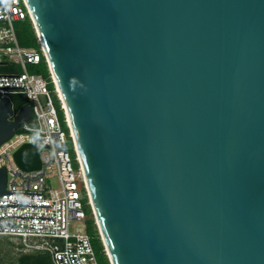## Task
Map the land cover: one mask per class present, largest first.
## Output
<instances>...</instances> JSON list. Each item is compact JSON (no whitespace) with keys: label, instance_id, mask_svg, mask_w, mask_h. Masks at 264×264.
<instances>
[{"label":"water","instance_id":"95a60500","mask_svg":"<svg viewBox=\"0 0 264 264\" xmlns=\"http://www.w3.org/2000/svg\"><path fill=\"white\" fill-rule=\"evenodd\" d=\"M26 2L109 263L264 264V0Z\"/></svg>","mask_w":264,"mask_h":264},{"label":"built area","instance_id":"2783aa9c","mask_svg":"<svg viewBox=\"0 0 264 264\" xmlns=\"http://www.w3.org/2000/svg\"><path fill=\"white\" fill-rule=\"evenodd\" d=\"M26 17L31 20L26 0H0V62L11 61L21 68L18 73H0V95L25 94L31 111L30 120L0 143V169L6 173L0 237L17 239L25 253L47 252L52 264H98L85 222L84 230L69 231L72 220L85 219L86 182L67 109L51 74L53 89L44 77L27 69L45 54L41 46L36 50L19 45L14 22ZM25 143L36 144L39 168L25 170L16 162L14 153ZM51 177L57 179V187L50 184Z\"/></svg>","mask_w":264,"mask_h":264},{"label":"trees","instance_id":"16d2710c","mask_svg":"<svg viewBox=\"0 0 264 264\" xmlns=\"http://www.w3.org/2000/svg\"><path fill=\"white\" fill-rule=\"evenodd\" d=\"M20 23L18 28L14 27L17 41L20 46L34 48L40 50V45L35 34L32 22L29 17L24 18L23 20L16 21ZM27 69L30 73L40 74L48 81V87L53 89V84L51 82L50 73L48 70L47 62L42 56L41 60L37 64H28ZM21 71L19 65L14 62L2 60L0 62V73L1 74H13ZM1 96V95H0ZM11 99L16 102V111L20 107L29 103V100L23 93H12L9 94ZM85 202L88 209L85 211V230L89 235L93 249L96 254L98 264H109L108 258L104 252L103 244L100 240L98 231L95 227V222L93 215L90 210V206L87 203V198L85 197ZM5 264H52L50 255L47 252H35V253H25L21 252L14 261H9Z\"/></svg>","mask_w":264,"mask_h":264},{"label":"rangeland","instance_id":"374dc122","mask_svg":"<svg viewBox=\"0 0 264 264\" xmlns=\"http://www.w3.org/2000/svg\"><path fill=\"white\" fill-rule=\"evenodd\" d=\"M18 26H20V23L19 22H14V27L18 28ZM64 128H65V126H64ZM70 153L73 156V153H72L71 149H70ZM72 166H73L74 169L77 168V164H76V162L74 160H72ZM50 184L52 186H54V187H57L58 186L57 179L55 177H51ZM80 191H81V193L84 194V190L82 189L81 186H80ZM82 200H83V210L86 211L88 209V207L86 205L84 196H83ZM90 210H91V213H92L91 206H90ZM93 218H94V216H93ZM94 222H95V219H94ZM95 227L97 229L96 224H95ZM79 229L84 230V221L72 220L70 222V224H69V231L70 232H75V231H77ZM97 231H98V229H97ZM99 237H100V235H99ZM100 240H101V237H100ZM103 248H104V246H103ZM21 252H23L22 249H21V244L18 243L17 239L9 238L7 236H1L0 237V264H5V263H7L9 261H14L16 259V257ZM104 252H105V250H104Z\"/></svg>","mask_w":264,"mask_h":264},{"label":"bare ground","instance_id":"6f19581e","mask_svg":"<svg viewBox=\"0 0 264 264\" xmlns=\"http://www.w3.org/2000/svg\"><path fill=\"white\" fill-rule=\"evenodd\" d=\"M53 81H54V83H55V85H56L57 90L59 91V93H60V95H61V92H60V90H59V88H58V86H57V84H56V80L53 79ZM61 97H62V95H61ZM62 98H63V97H62ZM67 114H68V113H67ZM68 118H69V116H68ZM70 126H71V125H70ZM78 157H79V160L81 161L79 154H78ZM81 164H82V163H81ZM82 169H83V168H82ZM85 182H86V181H85ZM86 188H87V193H88V195H89L87 182H86ZM105 251L107 252V249H105ZM107 254H108V253H107Z\"/></svg>","mask_w":264,"mask_h":264},{"label":"flooded vegetation","instance_id":"af4514ba","mask_svg":"<svg viewBox=\"0 0 264 264\" xmlns=\"http://www.w3.org/2000/svg\"><path fill=\"white\" fill-rule=\"evenodd\" d=\"M0 98H1V96H0ZM10 100H11V102H12V106H13V111H14V113L16 112V102H15V100H13V99H11V97H10Z\"/></svg>","mask_w":264,"mask_h":264}]
</instances>
